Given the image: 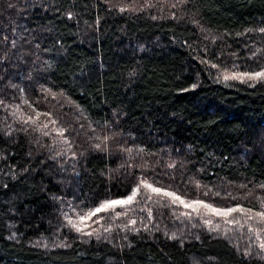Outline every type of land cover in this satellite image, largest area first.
I'll use <instances>...</instances> for the list:
<instances>
[{
	"label": "trees",
	"instance_id": "obj_1",
	"mask_svg": "<svg viewBox=\"0 0 264 264\" xmlns=\"http://www.w3.org/2000/svg\"><path fill=\"white\" fill-rule=\"evenodd\" d=\"M262 29L264 0H0V264H264L258 218L143 187L68 224L142 180L264 211V80L223 78Z\"/></svg>",
	"mask_w": 264,
	"mask_h": 264
},
{
	"label": "snow or ice",
	"instance_id": "obj_2",
	"mask_svg": "<svg viewBox=\"0 0 264 264\" xmlns=\"http://www.w3.org/2000/svg\"><path fill=\"white\" fill-rule=\"evenodd\" d=\"M123 10V9H121ZM261 31H264L262 29ZM13 45L15 44V41L12 42ZM215 67V65H213ZM224 80H230V79H239L242 83L245 81H260L264 80V71H257L255 73H236V74H224ZM254 86V85H250ZM2 103V101H0ZM47 127V125H45ZM57 135L63 136V129L57 131ZM143 187L144 189H147L150 193L158 196V197H165L171 200L173 204L179 202L180 205H183L185 208L192 209L193 212H196L199 214L200 209L205 210V214H212L218 217L225 218V223H238V221H233L227 219L235 212H240L242 214H248V219H252L253 217H256L259 219L261 223H264V211H258L255 213H252L250 209H242V208H216L213 207L210 204L204 203L202 201H191L186 202L184 201L179 195H176L174 192L163 190L160 187L153 186L152 184H149L147 181L142 180L141 185L133 189L132 193L128 195L125 199H117V200H104L102 201L98 206L89 209L86 213H83L82 215H79L77 220L68 219V224L73 227L76 231L91 236L92 232H85L84 226L86 225V221L91 220L92 217L97 216V214L106 212L109 209H112L113 211L117 206L121 208H126L128 205H131L135 200L137 195L140 194V188ZM148 199L151 200L152 197L148 196ZM117 216L121 215V213H116ZM149 215L151 213L149 212ZM182 215H188V213H182ZM206 223H211V221H205ZM96 223H99V220L96 221ZM135 223V221H133ZM216 227H219L217 225ZM107 230V229H106ZM251 231V229H250ZM259 247L261 250H264V241H262L259 244Z\"/></svg>",
	"mask_w": 264,
	"mask_h": 264
},
{
	"label": "rangeland",
	"instance_id": "obj_3",
	"mask_svg": "<svg viewBox=\"0 0 264 264\" xmlns=\"http://www.w3.org/2000/svg\"><path fill=\"white\" fill-rule=\"evenodd\" d=\"M142 191V190H141ZM178 224V223H177ZM173 227V226H172ZM179 228V229H178ZM176 229H178L179 230V236H181L182 234H183V232H184V230L182 229V227H177Z\"/></svg>",
	"mask_w": 264,
	"mask_h": 264
}]
</instances>
